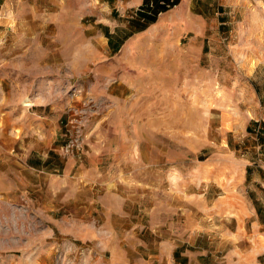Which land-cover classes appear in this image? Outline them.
<instances>
[{"label":"rangeland","instance_id":"1","mask_svg":"<svg viewBox=\"0 0 264 264\" xmlns=\"http://www.w3.org/2000/svg\"><path fill=\"white\" fill-rule=\"evenodd\" d=\"M263 120L264 0H0V264L263 250Z\"/></svg>","mask_w":264,"mask_h":264},{"label":"crops","instance_id":"2","mask_svg":"<svg viewBox=\"0 0 264 264\" xmlns=\"http://www.w3.org/2000/svg\"><path fill=\"white\" fill-rule=\"evenodd\" d=\"M250 129L251 132L256 133L255 135H253L254 137H256L257 141V147H254V149L257 151V153H264V128L261 127V124H259L257 126H251ZM261 155L264 156V154ZM262 164L263 165L258 164L263 169L261 172V176L259 177V179H254V181H257V183L260 184V186L263 188L262 193H264V162H262ZM257 173L259 174V170ZM251 175L252 174L250 173L249 180L251 178ZM250 217L254 218L253 225H255L256 227L264 228V221L262 222V220H264V202L259 201L257 205L254 204ZM203 220L207 221V218H203ZM225 235L229 237L226 228L223 227V236L220 237V247H223L225 245L226 249L227 246L232 242L230 240H227ZM200 236V234H197L196 236H194V238L191 239V242L178 246V248L175 249V252L171 253L169 259L170 262H164V264H264V257H261L262 255H264V249L257 250L253 248L251 244L243 245V242L247 240H240L242 241V243L233 242V251L230 256L227 253L220 255L219 250L212 251L213 249H215L213 246L209 247L212 250H208L204 242L200 240ZM235 237H237V234H235Z\"/></svg>","mask_w":264,"mask_h":264},{"label":"trees","instance_id":"3","mask_svg":"<svg viewBox=\"0 0 264 264\" xmlns=\"http://www.w3.org/2000/svg\"><path fill=\"white\" fill-rule=\"evenodd\" d=\"M150 1H151V0H148V3H150ZM164 3H166V2H164ZM160 5H161V2H158V1H157V2L155 3V6H154L153 10L151 11V13L154 12V15H155L156 13H158L159 8H163V6H160ZM143 16L148 17V18H152L151 16H147V15H145V14H144Z\"/></svg>","mask_w":264,"mask_h":264},{"label":"bare ground","instance_id":"4","mask_svg":"<svg viewBox=\"0 0 264 264\" xmlns=\"http://www.w3.org/2000/svg\"><path fill=\"white\" fill-rule=\"evenodd\" d=\"M27 106H29V105H27Z\"/></svg>","mask_w":264,"mask_h":264}]
</instances>
